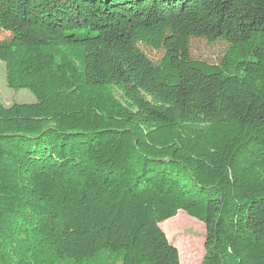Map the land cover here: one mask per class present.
I'll use <instances>...</instances> for the list:
<instances>
[{
  "label": "trees",
  "instance_id": "1",
  "mask_svg": "<svg viewBox=\"0 0 264 264\" xmlns=\"http://www.w3.org/2000/svg\"><path fill=\"white\" fill-rule=\"evenodd\" d=\"M0 31L36 99L0 101V264H181L182 212L200 264H264V0H0Z\"/></svg>",
  "mask_w": 264,
  "mask_h": 264
},
{
  "label": "rangeland",
  "instance_id": "2",
  "mask_svg": "<svg viewBox=\"0 0 264 264\" xmlns=\"http://www.w3.org/2000/svg\"><path fill=\"white\" fill-rule=\"evenodd\" d=\"M9 37L7 33L0 31V41ZM191 56L195 60L207 62L209 64L217 65L220 63L223 55L225 54L228 46L223 42L216 44H208L202 39H192L191 44ZM141 51L150 58L153 62H158L160 53L153 52L144 46H140ZM0 101L5 106L12 104H33L36 102L35 97L30 91L26 89L12 90L7 87L6 83V70L5 65L0 62ZM179 219L193 221L194 227H177L174 228L173 224L164 226L167 222L161 223V227L168 242L174 246L179 254V260L181 264H200L206 255L205 240L206 229L205 226L189 217L186 213H178ZM170 221V220H168ZM198 240L197 243L194 241Z\"/></svg>",
  "mask_w": 264,
  "mask_h": 264
}]
</instances>
